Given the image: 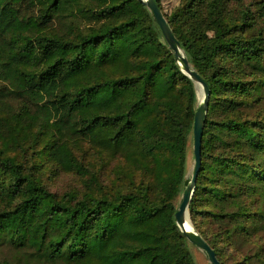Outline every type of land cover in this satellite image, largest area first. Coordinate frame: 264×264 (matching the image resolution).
<instances>
[{"label":"trees","instance_id":"16d2710c","mask_svg":"<svg viewBox=\"0 0 264 264\" xmlns=\"http://www.w3.org/2000/svg\"><path fill=\"white\" fill-rule=\"evenodd\" d=\"M155 1L211 91L192 223L264 264V0ZM197 103L141 1L0 0V264H197Z\"/></svg>","mask_w":264,"mask_h":264},{"label":"water","instance_id":"95a60500","mask_svg":"<svg viewBox=\"0 0 264 264\" xmlns=\"http://www.w3.org/2000/svg\"><path fill=\"white\" fill-rule=\"evenodd\" d=\"M152 13L156 24L159 26L167 44L175 55V59L181 68V71L189 77L195 85L197 91L198 106L195 112L193 128V153L194 164L189 178V183L184 189L178 211L175 215L177 226L184 237L197 249L203 252L210 264H221L215 251L196 231L190 216V205L195 194L196 185L202 165V143L206 120L209 110L211 91L208 83L191 66L185 56L182 47L174 35L165 15L155 0H139Z\"/></svg>","mask_w":264,"mask_h":264},{"label":"rangeland","instance_id":"374dc122","mask_svg":"<svg viewBox=\"0 0 264 264\" xmlns=\"http://www.w3.org/2000/svg\"><path fill=\"white\" fill-rule=\"evenodd\" d=\"M178 0H165L164 2V8L166 13H170V11L177 5ZM198 106V103H197ZM194 164V153H193V142L191 141L190 148H189V172H188V178H190L191 171ZM68 182V180H67ZM4 253H8L7 250L3 251ZM193 253L195 256V260L197 264H210L208 261L207 256L201 252L199 249L195 248L193 249Z\"/></svg>","mask_w":264,"mask_h":264}]
</instances>
